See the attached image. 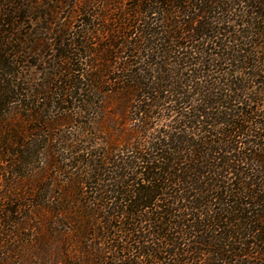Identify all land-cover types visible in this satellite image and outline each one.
Here are the masks:
<instances>
[{
  "label": "trees",
  "instance_id": "16d2710c",
  "mask_svg": "<svg viewBox=\"0 0 264 264\" xmlns=\"http://www.w3.org/2000/svg\"><path fill=\"white\" fill-rule=\"evenodd\" d=\"M0 1V227L63 264H264V0Z\"/></svg>",
  "mask_w": 264,
  "mask_h": 264
},
{
  "label": "rangeland",
  "instance_id": "374dc122",
  "mask_svg": "<svg viewBox=\"0 0 264 264\" xmlns=\"http://www.w3.org/2000/svg\"><path fill=\"white\" fill-rule=\"evenodd\" d=\"M1 2V1H0ZM1 39V35H0ZM1 65V59H0ZM1 74V69H0ZM1 78V77H0ZM1 92V91H0ZM1 96V93H0ZM109 129V128H108ZM67 130V129H66ZM70 130V129H68ZM62 131H65L64 129ZM111 134V133H110ZM45 146V145H43ZM48 146V145H47ZM0 154H1V126H0ZM42 163L46 160L45 157H41ZM1 164L0 159V198L6 194L8 181L1 176ZM34 180V179H32ZM46 185V182L42 180V183L38 184V181H34L32 185ZM25 184V183H20ZM37 185H35L37 187ZM35 187V188H36ZM1 204V199H0ZM34 224H28L23 229H8V227H0V264H63L64 257V239H53V235L44 229V237L47 242L46 249H43L42 245L38 243L39 236L37 231L33 228ZM46 251V252H45ZM50 251V257H49ZM55 256V257H54Z\"/></svg>",
  "mask_w": 264,
  "mask_h": 264
}]
</instances>
